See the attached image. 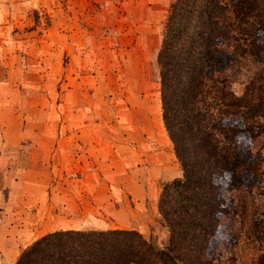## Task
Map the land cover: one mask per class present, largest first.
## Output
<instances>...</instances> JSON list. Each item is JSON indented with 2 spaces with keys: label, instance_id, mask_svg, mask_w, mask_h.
I'll list each match as a JSON object with an SVG mask.
<instances>
[{
  "label": "rangeland",
  "instance_id": "1",
  "mask_svg": "<svg viewBox=\"0 0 264 264\" xmlns=\"http://www.w3.org/2000/svg\"><path fill=\"white\" fill-rule=\"evenodd\" d=\"M169 3L0 0V122L9 134L21 125L24 137L0 144V264H15L59 230L134 229L166 245L157 202L173 179L161 164L166 158L178 176L181 168L163 127L153 61ZM257 67L234 60L226 87L239 93ZM252 149L264 170V135ZM138 185L153 195L140 208L130 194ZM254 194L261 204L264 180ZM238 195L221 219L218 264H264V221L255 227L250 201L242 212Z\"/></svg>",
  "mask_w": 264,
  "mask_h": 264
},
{
  "label": "trees",
  "instance_id": "2",
  "mask_svg": "<svg viewBox=\"0 0 264 264\" xmlns=\"http://www.w3.org/2000/svg\"><path fill=\"white\" fill-rule=\"evenodd\" d=\"M154 56L163 127L181 175L161 184L157 210L168 230L159 247L139 231L59 230L34 241L15 264H218L221 219L251 203L264 221V0H170ZM257 68L239 93L226 87L236 59ZM263 219V220H262Z\"/></svg>",
  "mask_w": 264,
  "mask_h": 264
},
{
  "label": "crops",
  "instance_id": "3",
  "mask_svg": "<svg viewBox=\"0 0 264 264\" xmlns=\"http://www.w3.org/2000/svg\"><path fill=\"white\" fill-rule=\"evenodd\" d=\"M17 125V123H16ZM16 128V134H9V126H8V123L6 122H0V144L3 146V147H7V145H11L13 144L14 146L18 145V144H22L24 142V137H22V134L21 133V125L18 127V135H17V126H15ZM160 130H158L159 132ZM160 133V132H159ZM69 140V138L65 137L64 138V141H67ZM26 141V140H25ZM34 141V139H32V142ZM82 141V139H81ZM96 141V140H94ZM131 149V148H130ZM6 155V154H5ZM55 155H58V152L54 151L53 154H52V157L54 158ZM167 157V156H166ZM4 156L3 154L0 152V160L3 159ZM167 159L165 158V162L161 164V167L163 169V175H164V178L166 180H171V179H174V178H177L179 177L177 172H172L168 165H167ZM3 168V166H2ZM2 168H0V171L2 170ZM53 168H55V165H53ZM148 189L145 187V186H136L134 188V190L131 191V199L135 200L136 203H135V206H137V208H140V205L141 203L143 202H146V198L149 197L150 199H153V195L152 194H148ZM137 200H138V203H137ZM138 229L142 232L145 231V228L143 226H138ZM12 264H14V262H12Z\"/></svg>",
  "mask_w": 264,
  "mask_h": 264
}]
</instances>
